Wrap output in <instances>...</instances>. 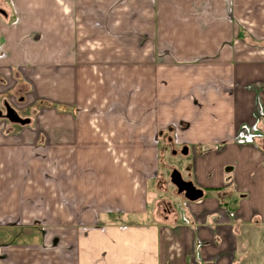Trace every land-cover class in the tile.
<instances>
[{
	"label": "crops",
	"instance_id": "obj_1",
	"mask_svg": "<svg viewBox=\"0 0 264 264\" xmlns=\"http://www.w3.org/2000/svg\"><path fill=\"white\" fill-rule=\"evenodd\" d=\"M5 2L15 21L6 26L0 20V62L4 59L0 67L7 70L0 72V89L7 87L0 96L16 88L9 66L19 64L22 75L35 86L44 72L35 68L31 72L28 66L53 61L64 67L59 93L67 110L61 114L70 121L40 122L38 117L18 126L0 121V264L11 262L13 256L4 239L14 236L17 241L23 235L20 231L37 228L46 249L52 242L63 243L67 226L73 228L74 264L84 261L78 222L84 214L82 218L52 214V203L67 207L61 197L50 196L44 162L33 154L43 134L50 137L46 147L50 151L77 147L83 137L95 140L93 122L71 107L81 101L87 106L101 82L129 83L123 92L131 89L129 100H136L124 114L137 117L134 127L126 125L130 131L128 139H122L124 153L107 155L106 163H125L133 141L139 149L152 146L159 168L164 154L159 141L169 132L167 144L180 152L188 148L183 179L204 192L197 202L177 193L182 202L176 207L162 199L172 208L163 220L136 219L159 192L149 190L151 181L157 178L164 189L166 182L158 174L154 180L130 179V170L123 171L122 197L112 198L114 202L96 218L98 229L113 235L123 231V238L132 234L119 255L111 249L112 263L130 264L137 238L147 263L155 251L151 264H264V0ZM74 195L75 204H81L76 188ZM32 198L36 203L23 205ZM88 222L84 224L93 225ZM4 254L9 258L6 255L3 261ZM49 255H42V262L46 264L47 257L51 264Z\"/></svg>",
	"mask_w": 264,
	"mask_h": 264
},
{
	"label": "rangeland",
	"instance_id": "obj_2",
	"mask_svg": "<svg viewBox=\"0 0 264 264\" xmlns=\"http://www.w3.org/2000/svg\"><path fill=\"white\" fill-rule=\"evenodd\" d=\"M47 53H49V51H40L42 55ZM58 53L59 51L52 52L53 55H58ZM4 54H7V52H2L1 58L4 57ZM66 54L69 56V52H66ZM3 62L4 59L0 62V65H3ZM51 62L52 64L47 66H28V70L31 72H33L35 68V71H43L45 74L43 75L46 79L43 81L42 75L41 78L38 79L40 83L35 86L27 81V76L24 77L22 75L20 71L21 66H19V64H13L8 68L11 75L14 74L13 78L16 80V88L7 93L9 96L13 97L11 100L18 109H23L24 107V112H22L24 115L22 117L29 118L31 123L35 122L38 117V121L40 122L46 121L48 118H51V123L70 121V117L61 114L67 110V108L64 109V106L60 103L62 95L59 93V87L63 85L65 80L63 77L65 75L61 76L62 74L60 73L61 70H64V67L59 66V64L53 61ZM0 72L5 74L7 70L2 71V67H0ZM125 84L129 85V83L119 84L101 82L98 87L93 90V96L87 106L85 105L86 103L81 101L78 107L77 105L71 107L82 111V114L84 116L87 115L90 121L93 122L91 129L95 140L92 139L88 141L83 137V140L77 147L66 149L61 147L51 149L50 151V148H46L48 144L50 145V137L43 134L33 154L36 160L44 162L43 167L45 169L42 173L45 177L49 178L51 184L50 196L52 199L61 197L62 206L67 207L66 210H63L61 207L55 206V204L52 203V214L54 216L61 215L63 217H65L64 214H66L67 217L71 215L72 218L79 216L82 218L84 214L82 220L78 221L82 224L80 228L82 237H79V251L82 252L84 256L82 264H113L112 252L116 251L115 255H119V252L122 250L123 242L130 240V236H132V234H128V237L123 238V231L113 235L109 233L108 229H98L96 225L98 212L102 209H106L104 206L111 205L114 202H111L112 198L122 197L120 192L123 191V171L130 170V179L133 177H141L142 180H151L158 174V176L162 175L166 182L164 189L161 188V183L157 184V178L151 181L149 190L154 189L153 192H156V190L159 189V192L158 194L156 193L157 195L153 196L155 201L148 205L145 214L136 216V219L146 218L148 220H154V218H157L159 221L163 220L165 218L164 213L170 215L172 208L169 203L162 201V199L168 200L173 207H176L178 203L182 202V198L177 195V192L175 194V188L170 182V176L172 170L176 169L181 173L183 178H187L185 171L182 169L186 159L184 157L185 155L181 154L179 149H176L172 144L171 146L167 144L166 136L169 132L165 134L162 141H159V149L161 151L164 150L159 168H157L155 164L156 156L152 152V146L146 144L145 148L142 147V149H139L136 148L133 141L132 147H128L130 152L126 150L125 163H106L105 157L107 155L120 156L124 153V146H126V144L122 142V139H128L127 133L130 131L126 125L129 124V128L134 127L132 122H136L134 118H137L135 115L129 117L124 116L126 112L132 110L129 109L130 107L136 106L133 102L136 100H129L132 95L131 89L127 94L123 92ZM6 88H1L0 90H4L5 92ZM5 96H7V94ZM0 97H3V95ZM132 102L133 104L130 105ZM132 132L133 131H131V133ZM170 136L172 137V135ZM139 152H141V154H139ZM92 158L93 160L91 161ZM94 158H96V161ZM157 164L159 166V162ZM38 168L40 171L42 170V167L40 168L38 166ZM124 175L128 177L127 174ZM75 188L78 196L77 201H81V204L77 205L74 200ZM33 198L30 199L29 202H24L23 205L29 204L32 206L33 201L36 203ZM107 199L110 202H108ZM162 202L165 203L163 204ZM147 204H149V202H147ZM75 206L77 209H74ZM153 213L155 216H153ZM89 220L93 225L84 224L90 223L88 222ZM70 227L71 226L66 227L68 231L65 233L66 239H63V243L52 242L48 246L49 248L47 247L46 249L41 247L42 232L37 228H27L24 232L20 231L23 235L20 236L18 240L16 239L17 241L14 240V236L12 240L7 242L6 239H4V246L7 252L13 251V256L11 262H8V255L4 254L3 261H7H4L2 264H45L42 262V255H49L43 254L46 251L51 252L48 256L50 257L51 264L53 260H55V264H74L72 251L74 250L75 240L74 237L71 238L73 228ZM51 229L60 230L59 228ZM44 231L48 232L47 229ZM8 238H10V235ZM148 244L149 242L146 243V245ZM152 244L151 242V246H153ZM134 245L135 247L131 248L129 255L130 264H151L155 261V251L152 250L149 254L148 257L152 256L153 258L147 263L146 258L140 254L142 249L139 248L137 238H135ZM111 249L113 251H111ZM145 249L146 246L143 242L144 252ZM126 250L128 251V249ZM18 252L24 254L18 255ZM36 256H38V260H36ZM40 257L42 258L40 259ZM44 261L48 264L47 257H45ZM242 263H244V261ZM239 264H241V261Z\"/></svg>",
	"mask_w": 264,
	"mask_h": 264
},
{
	"label": "flooded vegetation",
	"instance_id": "obj_3",
	"mask_svg": "<svg viewBox=\"0 0 264 264\" xmlns=\"http://www.w3.org/2000/svg\"><path fill=\"white\" fill-rule=\"evenodd\" d=\"M6 2L5 0H0V20L5 24L6 26H11L13 25L15 20L13 16L11 15V12L6 8ZM4 99L0 103V121H5L8 124L11 125H22L21 123L18 122V120H21V122H27L28 124L30 123L29 118H23L22 116L24 115L22 112H24L23 109H18L16 105L12 102L11 96L7 94V96L3 97ZM8 98V99H6ZM12 111H14L17 114V118L14 117ZM175 153V152H174ZM175 170V169H173ZM172 170V171H173ZM187 181V180H185Z\"/></svg>",
	"mask_w": 264,
	"mask_h": 264
},
{
	"label": "water",
	"instance_id": "obj_4",
	"mask_svg": "<svg viewBox=\"0 0 264 264\" xmlns=\"http://www.w3.org/2000/svg\"><path fill=\"white\" fill-rule=\"evenodd\" d=\"M14 117L17 118V114L12 111ZM19 123L22 125L28 124L27 122H21L18 120ZM181 154L187 155L188 148L184 147L181 151ZM170 182L175 187L177 193L179 195H183L184 198L189 202H197L204 197V192L202 190L197 189L194 184L190 181H185L178 170H173L170 176Z\"/></svg>",
	"mask_w": 264,
	"mask_h": 264
}]
</instances>
